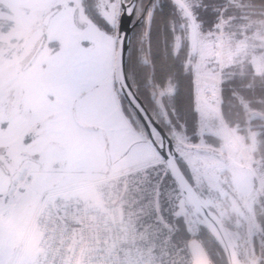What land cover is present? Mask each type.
Masks as SVG:
<instances>
[{
  "label": "snow or ice",
  "instance_id": "1",
  "mask_svg": "<svg viewBox=\"0 0 264 264\" xmlns=\"http://www.w3.org/2000/svg\"><path fill=\"white\" fill-rule=\"evenodd\" d=\"M0 264H264V0H0Z\"/></svg>",
  "mask_w": 264,
  "mask_h": 264
},
{
  "label": "water",
  "instance_id": "2",
  "mask_svg": "<svg viewBox=\"0 0 264 264\" xmlns=\"http://www.w3.org/2000/svg\"><path fill=\"white\" fill-rule=\"evenodd\" d=\"M125 30L128 31L129 37L131 38V32L133 30V25L131 24V22H126Z\"/></svg>",
  "mask_w": 264,
  "mask_h": 264
},
{
  "label": "trees",
  "instance_id": "3",
  "mask_svg": "<svg viewBox=\"0 0 264 264\" xmlns=\"http://www.w3.org/2000/svg\"><path fill=\"white\" fill-rule=\"evenodd\" d=\"M162 2L167 3L168 0H162ZM132 35H133V30H132V32H131V37H132Z\"/></svg>",
  "mask_w": 264,
  "mask_h": 264
}]
</instances>
